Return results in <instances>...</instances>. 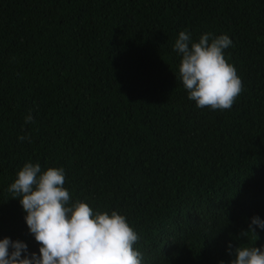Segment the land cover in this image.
Returning a JSON list of instances; mask_svg holds the SVG:
<instances>
[{
  "label": "trees",
  "instance_id": "obj_1",
  "mask_svg": "<svg viewBox=\"0 0 264 264\" xmlns=\"http://www.w3.org/2000/svg\"><path fill=\"white\" fill-rule=\"evenodd\" d=\"M185 30L231 39L229 110L187 98ZM29 161L63 168L71 202L124 215L142 264H230L229 244L264 245L239 236L264 220V0H0V239L38 254L8 191Z\"/></svg>",
  "mask_w": 264,
  "mask_h": 264
},
{
  "label": "clouds",
  "instance_id": "obj_2",
  "mask_svg": "<svg viewBox=\"0 0 264 264\" xmlns=\"http://www.w3.org/2000/svg\"><path fill=\"white\" fill-rule=\"evenodd\" d=\"M232 41L226 34H202L193 42L189 32L180 31L173 50L180 54L179 78L187 98L198 109L229 110L243 91L236 68L224 56ZM31 112L24 124H34ZM21 142L31 143V134L21 129ZM63 168L41 169L39 163L26 162L16 173L8 191L12 199L19 197L25 213L29 234L39 245L37 252H29L21 241L0 239V264H142L143 255L135 247L139 236L124 215L117 211H93L88 203L71 202V194L64 187ZM264 231V220L250 218L246 231L239 236L259 239L257 231ZM230 264H264V245L240 244L234 249ZM223 264V262H221Z\"/></svg>",
  "mask_w": 264,
  "mask_h": 264
}]
</instances>
